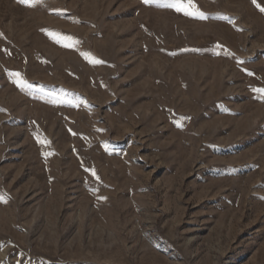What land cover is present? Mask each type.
Here are the masks:
<instances>
[{
  "label": "rangeland",
  "instance_id": "rangeland-1",
  "mask_svg": "<svg viewBox=\"0 0 264 264\" xmlns=\"http://www.w3.org/2000/svg\"><path fill=\"white\" fill-rule=\"evenodd\" d=\"M171 2L0 0V264H264V0Z\"/></svg>",
  "mask_w": 264,
  "mask_h": 264
},
{
  "label": "snow or ice",
  "instance_id": "snow-or-ice-1",
  "mask_svg": "<svg viewBox=\"0 0 264 264\" xmlns=\"http://www.w3.org/2000/svg\"><path fill=\"white\" fill-rule=\"evenodd\" d=\"M18 2L21 4L32 6V0H18ZM143 2L147 4V3H152L153 0H143ZM252 2L254 4H256V0H252ZM169 7L173 8V9H175V11L181 12L187 16H191V17H195V18H201V19L205 18V14L197 8V6L194 4L193 0H172V2L169 4ZM257 7H259L261 12H264V7H260L258 4H257ZM68 39H70V38H68ZM84 55L86 58H90L93 63H96V64L105 63L104 61L99 60V59L95 58L94 56H92L91 53H84ZM16 75H18V74H16ZM18 83H27V82L26 81H18ZM254 91L264 92V89H254ZM182 119H188V118L184 117ZM177 125L180 127L183 126L179 121H177ZM37 138L39 140V137H37ZM40 142L41 143H48V141H46V140H40ZM52 154H54V153H52V152H45L44 153L45 156L52 155ZM90 171L92 172L93 176L96 175L94 169H92Z\"/></svg>",
  "mask_w": 264,
  "mask_h": 264
}]
</instances>
